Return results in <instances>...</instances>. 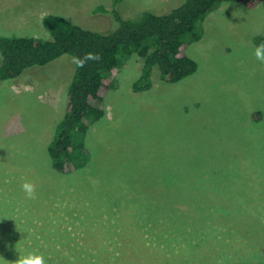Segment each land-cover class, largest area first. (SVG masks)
<instances>
[{
  "label": "rangeland",
  "instance_id": "rangeland-1",
  "mask_svg": "<svg viewBox=\"0 0 264 264\" xmlns=\"http://www.w3.org/2000/svg\"><path fill=\"white\" fill-rule=\"evenodd\" d=\"M182 1L0 0V35L49 39V14L108 33L117 24L99 6L130 18ZM197 31L184 37L196 69L177 83L153 72L152 87L134 92L142 60L125 61L83 136L88 160L71 174L47 151L71 57L0 82V264L29 252L45 264H264V63L253 51L264 0L223 2Z\"/></svg>",
  "mask_w": 264,
  "mask_h": 264
},
{
  "label": "trees",
  "instance_id": "trees-1",
  "mask_svg": "<svg viewBox=\"0 0 264 264\" xmlns=\"http://www.w3.org/2000/svg\"><path fill=\"white\" fill-rule=\"evenodd\" d=\"M261 1L183 0L165 13L145 11L130 18L121 17L115 8L116 3L111 10L99 6L95 12L111 14L117 24L108 33L49 14L42 20L49 39L0 35V82L16 78L29 68L45 66L63 55L70 56L72 61L73 57H84L86 53L100 56L98 61L89 60L83 67H77L73 62L74 73L68 86L66 109L47 149L53 169L71 174L88 160L83 136L103 117L105 96L115 86L121 67L128 58L135 56L142 60L138 77L132 85L134 92L149 90L154 73L166 83H177L196 69V63L186 54L184 37L190 35L197 40L198 26L206 15L223 2L253 8ZM254 41L256 45L264 42V32ZM87 230L95 231L94 228ZM116 245L107 243L105 252L111 255V248ZM117 250L114 260L120 261L124 247ZM123 257H126L125 252Z\"/></svg>",
  "mask_w": 264,
  "mask_h": 264
},
{
  "label": "clouds",
  "instance_id": "clouds-1",
  "mask_svg": "<svg viewBox=\"0 0 264 264\" xmlns=\"http://www.w3.org/2000/svg\"><path fill=\"white\" fill-rule=\"evenodd\" d=\"M255 58L264 63V42L260 43L254 48ZM100 56L98 54L86 53L84 57H73V62L77 67H83L89 60L98 61ZM21 190L25 193L27 199H34L36 193V186L32 182H24L21 185ZM5 264H45L44 258L41 255L29 252L24 255H19L15 261L4 260Z\"/></svg>",
  "mask_w": 264,
  "mask_h": 264
}]
</instances>
